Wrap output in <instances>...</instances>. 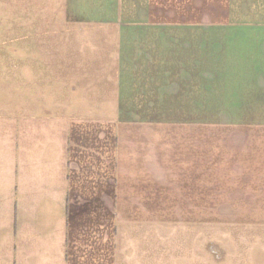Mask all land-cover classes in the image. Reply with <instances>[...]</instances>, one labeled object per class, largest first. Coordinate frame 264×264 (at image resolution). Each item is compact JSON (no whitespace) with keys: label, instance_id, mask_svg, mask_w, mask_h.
Masks as SVG:
<instances>
[{"label":"crops","instance_id":"obj_1","mask_svg":"<svg viewBox=\"0 0 264 264\" xmlns=\"http://www.w3.org/2000/svg\"><path fill=\"white\" fill-rule=\"evenodd\" d=\"M0 47V264H210L264 215V0H45Z\"/></svg>","mask_w":264,"mask_h":264},{"label":"rangeland","instance_id":"obj_2","mask_svg":"<svg viewBox=\"0 0 264 264\" xmlns=\"http://www.w3.org/2000/svg\"><path fill=\"white\" fill-rule=\"evenodd\" d=\"M45 0H0V47L45 45ZM210 264H264V215L211 216Z\"/></svg>","mask_w":264,"mask_h":264}]
</instances>
